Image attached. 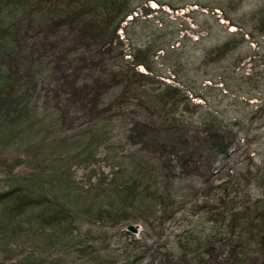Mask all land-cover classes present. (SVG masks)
<instances>
[{"label":"rangeland","instance_id":"374dc122","mask_svg":"<svg viewBox=\"0 0 264 264\" xmlns=\"http://www.w3.org/2000/svg\"><path fill=\"white\" fill-rule=\"evenodd\" d=\"M262 2L136 0L137 19L129 23L128 17L120 39L128 49L129 40L145 42V35L157 29L159 38L144 57L150 70L159 73L158 81L183 82L192 89L189 96L195 92L204 97H192V102L222 109L224 121L242 119L264 101V35L249 23L247 29L258 42L244 40V27L230 25L226 15L240 23L243 12ZM230 31L237 34L229 36ZM224 40L233 46L218 56L216 46ZM245 54L250 56L237 64ZM125 72L151 74L143 65L131 64L125 65ZM249 72L253 86L245 83ZM29 92L6 122L0 118V192L17 187L36 200L21 210L0 202V264H130L136 254L129 251L132 237L138 239L133 245L140 246L135 249L140 253L137 264H147L149 253L142 248L182 229L196 188L205 190L214 181H227L230 174L234 180L237 172L264 166V152L258 153L264 133L258 135L255 129H240L241 137L226 156L199 167V172L184 173L175 158L167 159L172 166L166 169V158L140 152L139 143L128 140L133 125L126 118L98 124L106 133L95 141L78 118L80 112H74L75 121L65 123L52 103L44 102V90L39 95ZM252 92L258 98L248 100L245 93ZM134 150L137 155L131 154ZM160 201L175 211L161 224ZM147 219L153 220L152 228ZM129 225H136L137 231H130Z\"/></svg>","mask_w":264,"mask_h":264},{"label":"trees","instance_id":"16d2710c","mask_svg":"<svg viewBox=\"0 0 264 264\" xmlns=\"http://www.w3.org/2000/svg\"><path fill=\"white\" fill-rule=\"evenodd\" d=\"M137 6L136 0H0L2 121L20 109L28 91L39 95L44 90V102H51L65 123L75 121L74 112H80L78 118L95 141L106 133L98 124L126 118L133 125L128 140L138 142L140 152L166 158L167 164L162 160L166 169L172 166L167 159L175 158L184 173L199 172V167L226 156L241 137L240 129L264 133V101L242 119L224 121L219 115L222 109L213 111L192 102V97H204L195 92L189 96L192 89L185 83L158 81L159 73L150 70L144 57L159 38L158 30L148 32L145 42L129 40L128 49L118 34L119 29L125 33L123 24L129 15V23L137 19L133 15ZM239 17L241 22L234 23L226 15L230 25L244 27V40L257 43L247 24L253 23L262 30L260 37L264 35V2ZM228 33L233 36L237 31ZM232 46L229 40L220 42L218 56ZM249 56L238 58L237 64ZM126 64L143 65L151 74H129ZM245 77V83H256L252 72ZM245 94L248 99L258 98L253 92ZM263 152L261 147L258 153ZM238 173L234 180L230 174L227 181H214L205 190L196 188L190 213L180 222L182 229L142 248V253H149L147 264H264V166ZM35 200L17 187L0 192V202L9 201L11 210ZM160 203L161 224L175 211L169 203ZM145 224L152 228L154 222L147 219ZM137 240L132 237L133 244ZM133 244L129 251L136 254L130 264H137L140 253L135 249L140 246Z\"/></svg>","mask_w":264,"mask_h":264},{"label":"water","instance_id":"95a60500","mask_svg":"<svg viewBox=\"0 0 264 264\" xmlns=\"http://www.w3.org/2000/svg\"><path fill=\"white\" fill-rule=\"evenodd\" d=\"M128 229H129L130 231H132V232H136L137 229H138V227H137L136 225H129V226H128Z\"/></svg>","mask_w":264,"mask_h":264},{"label":"bare ground","instance_id":"6f19581e","mask_svg":"<svg viewBox=\"0 0 264 264\" xmlns=\"http://www.w3.org/2000/svg\"><path fill=\"white\" fill-rule=\"evenodd\" d=\"M129 16H131V18H132V15H129ZM129 16H128V17H129ZM128 17H127V19H128ZM131 18H130V19H131ZM119 30H120V29H119ZM119 30H118V34L120 35ZM121 30H122V29H121ZM248 100H250V98H249Z\"/></svg>","mask_w":264,"mask_h":264}]
</instances>
